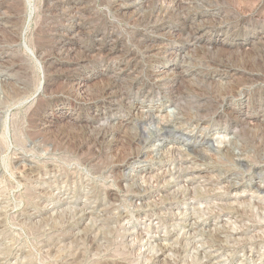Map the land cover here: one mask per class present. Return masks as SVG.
Segmentation results:
<instances>
[{"label": "rangeland", "instance_id": "rangeland-1", "mask_svg": "<svg viewBox=\"0 0 264 264\" xmlns=\"http://www.w3.org/2000/svg\"><path fill=\"white\" fill-rule=\"evenodd\" d=\"M0 264H264V0H0Z\"/></svg>", "mask_w": 264, "mask_h": 264}, {"label": "bare ground", "instance_id": "bare-ground-1", "mask_svg": "<svg viewBox=\"0 0 264 264\" xmlns=\"http://www.w3.org/2000/svg\"><path fill=\"white\" fill-rule=\"evenodd\" d=\"M134 186V185H133ZM260 189V188H259ZM263 189V188H262ZM139 190V189H138ZM135 193V192H134ZM137 195V194H136ZM216 240H218V239H216ZM165 250V249H164ZM163 252V251H162Z\"/></svg>", "mask_w": 264, "mask_h": 264}]
</instances>
